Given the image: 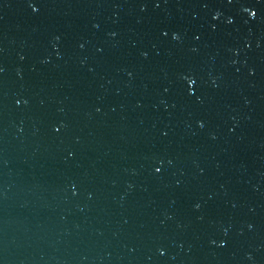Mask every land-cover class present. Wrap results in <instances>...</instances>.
Segmentation results:
<instances>
[{"label":"water","instance_id":"95a60500","mask_svg":"<svg viewBox=\"0 0 264 264\" xmlns=\"http://www.w3.org/2000/svg\"><path fill=\"white\" fill-rule=\"evenodd\" d=\"M0 264H264V0H0Z\"/></svg>","mask_w":264,"mask_h":264},{"label":"snow or ice","instance_id":"6c2138e0","mask_svg":"<svg viewBox=\"0 0 264 264\" xmlns=\"http://www.w3.org/2000/svg\"><path fill=\"white\" fill-rule=\"evenodd\" d=\"M258 2H260V0H258ZM227 3L232 4L233 0H227ZM29 7H32L33 12L37 11V9L35 7H33L31 4H29ZM243 11L248 13L249 19H255L256 12L250 11L248 8H244ZM213 19H216V17H213ZM188 83H189V91H190V94H191V88L194 85V81L189 80ZM159 171H160V169H157V172H159Z\"/></svg>","mask_w":264,"mask_h":264}]
</instances>
